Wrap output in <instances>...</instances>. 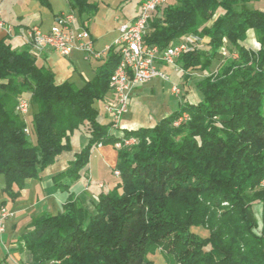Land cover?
<instances>
[{
    "label": "trees",
    "instance_id": "obj_1",
    "mask_svg": "<svg viewBox=\"0 0 264 264\" xmlns=\"http://www.w3.org/2000/svg\"><path fill=\"white\" fill-rule=\"evenodd\" d=\"M256 1L174 0L152 14L145 46L162 51L188 35L208 40L177 60L184 78L206 75L194 84L201 100L181 103L152 128L120 130L121 137L111 133L102 109L118 64L112 45L94 77L77 88L56 85L29 47L12 50L7 38L0 40L5 193L39 179L71 152L77 131L86 143L52 178L56 190L68 193L83 177L93 149L112 146L117 152V182L97 195L94 212L70 195L59 212L32 220L19 241L34 263L152 264L147 256L159 249L166 264H264V11L244 8ZM69 4L79 15L95 9L88 0ZM249 30L257 52L240 45ZM222 47L237 58L221 63ZM23 96L30 102L26 121L16 112ZM183 114L188 120L175 126ZM127 140L135 143L115 148ZM253 203L261 206L260 222L253 218Z\"/></svg>",
    "mask_w": 264,
    "mask_h": 264
},
{
    "label": "crops",
    "instance_id": "obj_2",
    "mask_svg": "<svg viewBox=\"0 0 264 264\" xmlns=\"http://www.w3.org/2000/svg\"><path fill=\"white\" fill-rule=\"evenodd\" d=\"M143 1L88 0L89 4L95 7L94 12L79 15L70 8L69 0H0L1 18L13 28L12 37H8L0 31V40L7 38L6 43L12 50L21 51L25 47H29L26 42V31L29 28L37 26L42 32H48L61 14L70 12L76 17L73 28L88 30L93 40L94 49L97 52H103L118 37L119 25L130 22L136 17L138 8ZM167 1L168 4L174 2V0ZM130 5L134 6L132 15L119 13L124 10L125 6ZM114 10L118 13L114 15L113 23L107 24L106 14L115 12ZM247 36L253 37V31L249 30ZM246 41L240 45L246 47ZM205 42L207 44L208 40ZM34 58L37 64L52 71L56 85L70 82L80 88L94 77L95 71L103 64L105 57L99 60L85 61L79 52H72L69 56L63 57L45 48L41 53L34 55ZM161 69L168 74L169 83L176 85L175 80L180 71L173 73L171 68L164 66H161ZM161 83L168 82L161 81ZM145 84L132 90L128 110L120 120L121 128L126 130L152 128L158 121L176 111L181 103L186 101L190 104H197L201 100L200 96L198 98L195 96V100H193L186 90V92H182L181 97H176L170 91L169 94H164L161 88L160 94L157 95L160 100L157 104L152 105L148 98L149 96L154 97L156 90H149V94L146 91L143 92L142 86ZM109 97L111 98L110 95ZM130 114V117L126 116ZM114 133H118V136L121 137L120 132ZM79 134L81 137L79 149L73 147L71 152L61 154L52 166L40 174L39 179L25 181L21 190L13 189L11 194L5 193L4 182L0 177V205L12 213L6 223L5 232L0 234V264H36L33 262L30 252L25 249L23 242L19 241L21 236L29 230L32 220L44 213L59 212L71 194L77 196V200L82 205H86L90 197L99 194L94 189L88 188L84 193L79 187L82 180L89 176L88 165L87 172L77 182L71 184L68 193L56 190L53 186L52 178L64 171L74 159V153L85 145V136L81 132ZM90 157H92V161L94 158L96 161H100L101 166L110 167L112 170L116 167L117 152L112 146H98L92 150ZM67 183L65 181V184Z\"/></svg>",
    "mask_w": 264,
    "mask_h": 264
},
{
    "label": "built area",
    "instance_id": "obj_3",
    "mask_svg": "<svg viewBox=\"0 0 264 264\" xmlns=\"http://www.w3.org/2000/svg\"><path fill=\"white\" fill-rule=\"evenodd\" d=\"M157 1L144 0L140 4L134 19L119 25L118 37L112 44L114 51L117 45H124L126 56V63L122 64L117 72L110 76L114 83V90H109L111 98L109 97L110 99L104 102L102 107L108 122L113 125L111 129L113 133L124 130L120 126V120L128 110L130 96L135 87L154 79L170 82L168 74L161 69V66L179 71L177 60L183 54L180 50V41L171 43L162 51L156 46L144 45L143 37L147 32L152 14L156 12ZM73 22L74 15L68 12L61 14L47 33L42 32L37 26L29 28L26 31V42L30 47L31 53L36 55L47 48L63 57L69 56L72 52H79L85 61L99 60L105 57L109 47L103 52H97L94 49L90 32L85 29H74ZM0 31L8 37L13 36V28L3 21L1 13ZM183 38H189L190 48H194L201 43V40L194 35H188ZM170 92L176 97L180 96L181 93L179 87L174 84H172ZM25 98V96L20 97L16 107V112L23 121H26L30 111L26 110ZM183 119L188 118L184 117ZM24 133L26 135L29 134L28 128L24 129ZM133 142L127 140L126 144H116L115 148L121 145H132ZM113 173L114 176H119L118 171L114 170ZM99 187L101 186L99 185ZM11 216V212L4 207H0V234L5 232L6 222Z\"/></svg>",
    "mask_w": 264,
    "mask_h": 264
},
{
    "label": "rangeland",
    "instance_id": "obj_4",
    "mask_svg": "<svg viewBox=\"0 0 264 264\" xmlns=\"http://www.w3.org/2000/svg\"><path fill=\"white\" fill-rule=\"evenodd\" d=\"M166 1H165L164 5H168L169 2L168 1L166 2ZM244 8H247V9H259V10H263L264 11V0H259V1H256V2L247 3V4H245ZM133 11H134V6L130 5V6H125L124 10L119 12V13L120 14L124 13L125 15H127V14L128 15H132ZM117 13H118V11L117 12L116 11L115 12L112 11L111 13L106 14L107 15V24L113 23V17ZM75 19H76V17L74 15V20ZM44 33H47V32H44ZM253 33H254V31H253ZM116 39L117 38H115V40ZM199 40H201V43H200L199 46L200 47H204L206 45L205 44L206 43L205 40H207V39L206 38H199ZM246 40H247L246 41V47H244V48L247 49V50H250L252 52H257L258 49H259V44L256 41L255 33H254L253 37L247 36ZM114 41L112 42V44L114 43ZM220 52L222 54L221 63H224L225 60H227L228 57H230L231 59H236L237 58L236 54H229V52H227V49L224 48V47L221 48ZM217 69H212L211 73L215 74ZM171 70H173V73H175V70L173 68H171ZM205 76L206 75L204 73H202V72H193V73L189 74L188 77L184 78L182 73L180 72L179 76L175 80L176 86L179 87L180 92H181L180 96H178V97H181L182 92H184L185 90L187 91L188 94H190V97H192L193 100H195V98H194L195 96L197 98L199 96L201 97V94L196 89L194 84L196 82L200 81ZM171 86H172V84L169 83V82L162 84L159 79H154L152 82H149V83L143 85L142 86V91L143 92L146 91L148 93L149 90H151V89H153L154 91L156 90V92L154 93V97L153 96H149V98H148L149 99V103H151L152 105H155L160 100V97L158 98L157 95L160 94L161 88L163 89L164 94L167 95V94H169ZM109 99L110 98L108 96L104 100V102L108 101ZM102 107H103V104H102ZM29 110H30V108H29ZM126 116L130 117L131 114L130 115H126ZM30 138H31V141H34V138H32V136ZM80 141H81V137H80L79 132L74 133L71 136V138H70V142H71L72 146L75 149H79L80 148V145H81ZM134 143H135V141H134ZM91 158L92 157H89V160H88L89 176H88V178H84L82 180L81 185L79 187H81V191L83 190L84 193L87 190V188L88 189H94L98 193H100V192L106 193V192L110 191L114 187L116 182H117V178H116V176H114V173H113L114 170H112L110 167L107 168V167L101 166V162L100 161H96L95 158L92 161ZM99 185L101 187H99ZM260 187L264 188V180L260 183ZM71 195H74V194H71ZM74 197L77 199V196L74 195ZM96 202H97V196L90 197L88 203L86 205H84V206H86L89 209L90 212H94L93 208H94V205H95ZM0 207H4V206L0 205ZM260 211H261L260 204L259 203H253L252 208H251V212H252L253 218L257 222H260ZM5 228H6V225H5ZM259 229H260V227H259ZM259 229H258V231H259ZM195 231L201 237H206V235H207V232H204V231H201V230L199 231L198 229H195ZM147 258L152 262V264H166V262H165V260L163 258L162 252L159 249L155 250L153 253L148 254Z\"/></svg>",
    "mask_w": 264,
    "mask_h": 264
},
{
    "label": "bare ground",
    "instance_id": "obj_5",
    "mask_svg": "<svg viewBox=\"0 0 264 264\" xmlns=\"http://www.w3.org/2000/svg\"><path fill=\"white\" fill-rule=\"evenodd\" d=\"M165 1L166 0H158L157 3H156V10L159 7H161L162 5H164ZM191 49L192 48H190V40H189V38H183L182 41H180V50H181V52L184 53V52L190 51ZM115 51H116L117 56H118V64H117L113 74H115L117 72L118 68L121 67L122 64L126 63L124 45H117L116 48H115ZM109 89L110 90H114V83H113L112 79H110ZM25 106H26V110H29L30 104H29V99L27 97L25 98ZM184 117L188 118V116L186 114H183L181 117H179V119L177 121H175V122H178V123H176V124L174 123V125L178 126L180 123L185 122V121L188 120V119H183ZM131 141H134V140H131ZM126 143H127V141H125V144Z\"/></svg>",
    "mask_w": 264,
    "mask_h": 264
}]
</instances>
